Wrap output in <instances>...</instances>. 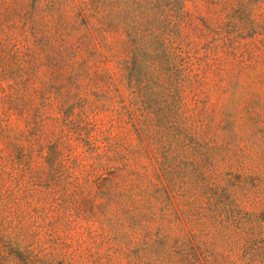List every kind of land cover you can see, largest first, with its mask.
<instances>
[{
	"label": "rangeland",
	"instance_id": "obj_1",
	"mask_svg": "<svg viewBox=\"0 0 264 264\" xmlns=\"http://www.w3.org/2000/svg\"><path fill=\"white\" fill-rule=\"evenodd\" d=\"M0 264H264V0H0Z\"/></svg>",
	"mask_w": 264,
	"mask_h": 264
}]
</instances>
